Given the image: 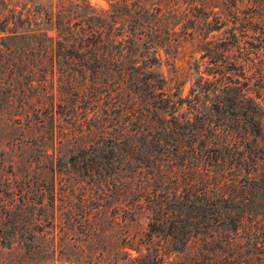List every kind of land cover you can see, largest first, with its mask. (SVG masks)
I'll return each mask as SVG.
<instances>
[{
	"label": "rangeland",
	"instance_id": "374dc122",
	"mask_svg": "<svg viewBox=\"0 0 264 264\" xmlns=\"http://www.w3.org/2000/svg\"><path fill=\"white\" fill-rule=\"evenodd\" d=\"M115 1L121 93L0 57V264H264V0Z\"/></svg>",
	"mask_w": 264,
	"mask_h": 264
},
{
	"label": "trees",
	"instance_id": "16d2710c",
	"mask_svg": "<svg viewBox=\"0 0 264 264\" xmlns=\"http://www.w3.org/2000/svg\"><path fill=\"white\" fill-rule=\"evenodd\" d=\"M8 1L7 11L10 16L5 20V29L0 31V39L5 38L9 43H4L3 48H0V57L14 60L35 58L50 63V69L39 70L40 75L45 77L50 75L54 78L57 74H65L73 78L78 75L85 79L90 78L89 86L84 90H76L79 93L85 90L103 91L112 96L121 93L123 87H127L128 82L130 84L129 70L122 67L120 61L116 59L117 51H121L125 45L124 40L120 39L118 34H113L118 28L115 10L98 11L92 6L91 0H61L60 5H56L54 0L50 4L45 3L44 0H27L19 11L18 7H10L13 0ZM110 2L112 9L120 5V2L115 0H110ZM142 18L141 16L140 19L132 20L128 26L129 30L135 31L137 26H143ZM39 19H44L46 24L50 25V29L35 28L33 23ZM107 28L110 29V35L105 38ZM52 32H56L57 36L52 35ZM1 33L5 36H1ZM18 38L21 40L20 47H16ZM58 62H66L77 67H69L68 71H56L55 63ZM109 65L116 67L119 71H112L111 79H106L109 75L105 74L102 69ZM134 69H136L135 66ZM117 72L120 73L119 81L114 82ZM152 79L153 81H150ZM143 80L147 81L146 86L154 90L161 89L158 84L160 81L156 83L154 74L148 75ZM136 87L138 88L137 85L132 86V88ZM130 115L134 122L136 115L132 113ZM161 142L164 147L170 148L171 146L174 149L171 143ZM66 233V230L62 229L60 240L62 236H66ZM23 245H25L24 241ZM60 253L62 254V251Z\"/></svg>",
	"mask_w": 264,
	"mask_h": 264
}]
</instances>
